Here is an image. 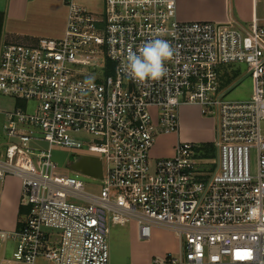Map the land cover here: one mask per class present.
<instances>
[{"label":"built area","instance_id":"obj_1","mask_svg":"<svg viewBox=\"0 0 264 264\" xmlns=\"http://www.w3.org/2000/svg\"><path fill=\"white\" fill-rule=\"evenodd\" d=\"M62 1L59 38L0 45V95L15 101L4 112L0 181L19 179L25 208L16 229L0 228V241L14 242L0 264H110L109 228L131 221L139 239L155 225L177 237V253L155 264H264V0H253L262 16L247 24L181 21L174 0H102L97 16ZM155 39L174 56L159 81L138 83L129 50ZM231 63L246 65L248 99L224 97ZM187 104L212 120L214 156L178 141L151 158ZM79 134L101 163L100 178L81 172L100 181L96 195L51 161L52 145L79 147Z\"/></svg>","mask_w":264,"mask_h":264},{"label":"crops","instance_id":"obj_2","mask_svg":"<svg viewBox=\"0 0 264 264\" xmlns=\"http://www.w3.org/2000/svg\"><path fill=\"white\" fill-rule=\"evenodd\" d=\"M174 3L176 18L181 21L207 20L224 22L228 19H234L242 24H247L254 16H257V4L253 0H174ZM38 9V3L34 0H4L0 6V45L4 41L29 43L33 42L35 38L42 37L8 28L3 30L5 22L24 20L29 15V12H32L33 16L37 18L40 15ZM45 11H47L46 8ZM193 109L195 110L194 116L191 113ZM178 122V131L156 137L150 152H153L159 138L167 136H171V142L169 143H172V145L170 148L166 153L163 152L162 155L153 152V155L151 154L150 156L151 158L170 156L174 144L178 141L211 142L213 138V122L211 119L200 115L197 106L182 105L178 110ZM19 197L20 181L17 177L8 176L0 181L1 229L12 231L17 228L18 222L23 218L25 208L20 206ZM155 227L160 226L155 225ZM161 228L159 245L152 249L146 247L143 241L138 240L137 226L133 221L122 226H111L109 235L118 244L119 249H122V244L124 245L127 241H129L131 246L134 245L132 249L131 247L129 249V264H155L153 263L155 257H164L167 254H174L178 251V239L175 234L167 228ZM151 235H153V231L152 234L150 233V237Z\"/></svg>","mask_w":264,"mask_h":264},{"label":"rangeland","instance_id":"obj_3","mask_svg":"<svg viewBox=\"0 0 264 264\" xmlns=\"http://www.w3.org/2000/svg\"><path fill=\"white\" fill-rule=\"evenodd\" d=\"M38 3V13L40 15L36 17L33 16L32 12H29V15L24 20H13L10 22L4 23V28L18 30L21 33H27L34 36L50 37V38H59L63 32L64 20L67 12V5L62 0H34ZM78 3H81L88 11L92 12L97 16L101 12V2L102 0H76ZM4 0H0V6L3 4ZM45 8L47 11H45ZM257 16L260 18L262 16L261 4L256 5ZM224 70L227 71L230 82L226 85H223L225 89V98L229 100H245L248 99L251 94V79L245 74L246 65L243 63H231L224 66ZM231 85V86H230ZM194 105V104H187ZM15 106V101L9 96L0 95V143L4 141V136L2 133V124L4 122V112L12 109ZM197 106V105H195ZM181 107V106H180ZM180 109V108H179ZM198 109V107H197ZM193 116L195 115V110L191 111ZM76 141H80L81 144L79 147H62L52 145L50 147V156L51 161L55 164L56 171L76 176V178L81 181L83 186V191L89 194H98L100 189V181L98 179H93L90 176H86L81 172L76 173L77 171H72L69 168V161L73 158L75 154L82 155H93L86 149V145L83 142L89 141L90 137L86 135L79 134L75 137ZM171 136L164 138H159L156 146L153 149V152L156 154L162 155L166 153L170 148L172 143L170 141ZM198 143L199 149L203 155L214 156V150L210 146V143L194 141ZM46 143L41 142V146L46 148ZM213 153H208L210 150ZM153 152H150L153 155ZM251 172L255 173V155L254 152H251ZM76 200V199H75ZM79 201V200H76ZM128 224V223H127ZM118 226V225H115ZM151 227L150 233L151 237L147 239H139L143 241L144 245L149 248H153L156 245H159L158 241L161 237L162 228L161 227ZM111 228V227H110ZM109 228V229H110ZM153 229V230H152ZM110 232V231H109ZM109 232L107 234V243L109 251V260L110 264H129V249L131 246L129 241L122 244L123 248L119 249L118 244L110 237ZM156 232V233H154ZM157 247V246H156ZM14 250V242L11 239L6 241H0V260L2 257L10 258L11 253ZM176 254V253H174ZM166 256V255H165ZM35 264H52L45 261L42 258H37Z\"/></svg>","mask_w":264,"mask_h":264},{"label":"clouds","instance_id":"obj_4","mask_svg":"<svg viewBox=\"0 0 264 264\" xmlns=\"http://www.w3.org/2000/svg\"><path fill=\"white\" fill-rule=\"evenodd\" d=\"M174 51L164 39L148 41L140 47L139 54L129 50L126 71L141 84L159 81L166 75L165 64L173 58Z\"/></svg>","mask_w":264,"mask_h":264},{"label":"water","instance_id":"obj_5","mask_svg":"<svg viewBox=\"0 0 264 264\" xmlns=\"http://www.w3.org/2000/svg\"><path fill=\"white\" fill-rule=\"evenodd\" d=\"M68 166L73 171H79L96 178L101 177V163L96 157L90 155L73 156Z\"/></svg>","mask_w":264,"mask_h":264},{"label":"trees","instance_id":"obj_6","mask_svg":"<svg viewBox=\"0 0 264 264\" xmlns=\"http://www.w3.org/2000/svg\"><path fill=\"white\" fill-rule=\"evenodd\" d=\"M207 144H208V143H207ZM209 147H211V144H210ZM207 152H208V153H213V152L211 151V148H210V150H208Z\"/></svg>","mask_w":264,"mask_h":264}]
</instances>
